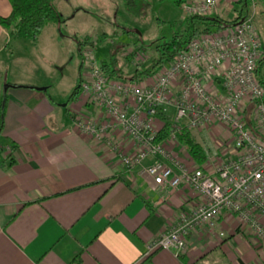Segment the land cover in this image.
Returning <instances> with one entry per match:
<instances>
[{
	"label": "crops",
	"instance_id": "obj_1",
	"mask_svg": "<svg viewBox=\"0 0 264 264\" xmlns=\"http://www.w3.org/2000/svg\"><path fill=\"white\" fill-rule=\"evenodd\" d=\"M57 1L58 12L62 2L69 14L77 12L71 10L75 1L59 0L60 6ZM9 11L8 0H0V15ZM55 24L45 23L34 41L11 38L0 25V264H138L147 242L192 199L185 187L157 191L138 165L125 172L106 143L79 132L74 117L95 111L86 97H55L48 76L21 77L27 65L15 49L38 47L43 35V52L59 49ZM38 58L32 66L39 63L45 72L62 62L49 53ZM13 70L17 74L11 77ZM196 130L204 164L235 155L231 147L229 155L213 156L230 142L224 125ZM122 141L131 153L134 146ZM217 230L225 235L195 228L186 236L182 260L159 248L149 264H264V244L231 214L220 215Z\"/></svg>",
	"mask_w": 264,
	"mask_h": 264
},
{
	"label": "built area",
	"instance_id": "obj_2",
	"mask_svg": "<svg viewBox=\"0 0 264 264\" xmlns=\"http://www.w3.org/2000/svg\"><path fill=\"white\" fill-rule=\"evenodd\" d=\"M175 1L182 19L193 13L216 15L219 8L240 0ZM249 1L253 6L254 0ZM260 54L249 11L236 22L191 37L155 72L136 79L106 77L90 47L83 49L87 71L79 80L78 94L95 111L76 115V129L106 143L125 172L138 165L157 191L185 187L192 199L173 223L147 242L144 254L159 248L175 256L183 253L187 234L198 227L224 236L217 230L224 212L264 244V87L256 78ZM249 103L251 126L244 118ZM158 113L170 122L162 137L158 135L163 121L155 119ZM209 124L226 127L235 155L198 166L175 134L182 126L191 130ZM125 138L134 146L131 153L122 148ZM148 157L152 161L143 164Z\"/></svg>",
	"mask_w": 264,
	"mask_h": 264
},
{
	"label": "rangeland",
	"instance_id": "obj_3",
	"mask_svg": "<svg viewBox=\"0 0 264 264\" xmlns=\"http://www.w3.org/2000/svg\"><path fill=\"white\" fill-rule=\"evenodd\" d=\"M75 1L76 5L72 6L71 13L66 11L64 2L61 3L59 14L61 21L53 26L58 28L56 38L60 44L59 49L48 51V48H43L46 36H41L38 47L25 45L16 48L14 53L21 56V63H26V72L21 73V77L26 79H40L42 76L49 77L50 89L55 97H64L73 87L78 76L87 71L84 64L82 65V56L78 54V41L84 37L99 38L100 34H105V38H100L93 41L89 46L95 61L98 63L102 58H107L110 49H117V57L119 66L131 71L135 65L152 55L151 47L146 50H137V57L134 55L132 60L129 59L128 52L135 48L136 45L146 43L150 39L165 35L168 36L174 29H178L181 23V9L173 0H138L131 9L124 6L123 0H69ZM60 1H57V4ZM60 6V3H59ZM234 8L237 4L233 3L227 6L224 10L219 8L216 15L228 19L233 17ZM249 12H252V20L254 22L256 32L260 41V50H264V0H254L253 6L249 5ZM52 25V24H51ZM24 39V38H23ZM29 40V39H28ZM52 43V42H51ZM49 43V45L51 44ZM10 48L13 49L14 43H10ZM87 46H83V49ZM51 50V49H50ZM47 57L49 53L54 58L62 61L55 69L44 71L43 66H32L35 59H39V55ZM131 58V57H130ZM64 61V62H63ZM11 70V69H10ZM17 74L14 70L11 72V77ZM6 76L10 77L6 74ZM57 78V82H56ZM81 79V77H80ZM79 96L81 94H78ZM171 112L167 108L165 113L168 117ZM251 112V109H250ZM164 113V114H165ZM164 116L158 113V120H162ZM251 116V115H250ZM165 118V117H164ZM191 134L196 140H201L198 131L191 129ZM232 147L230 141L227 148L221 146L214 155L211 150H206L208 155L221 157L227 156L229 148ZM182 148V146H181ZM175 149V148H174ZM173 149V150H174ZM183 149V148H182Z\"/></svg>",
	"mask_w": 264,
	"mask_h": 264
},
{
	"label": "trees",
	"instance_id": "obj_4",
	"mask_svg": "<svg viewBox=\"0 0 264 264\" xmlns=\"http://www.w3.org/2000/svg\"><path fill=\"white\" fill-rule=\"evenodd\" d=\"M53 1L54 0H8L10 11L6 15H0V25L7 31L11 38L19 37L34 41L45 23H59L61 21V15L57 11ZM135 1L138 0H123L125 8L131 9ZM173 1L177 4L175 0ZM235 4H237V8L233 9L234 15L231 18L225 19L218 15L188 14L181 19L178 29H174L170 35L156 36L146 43L136 45L135 48L128 52L130 60H132L134 55L136 56L138 54V49L143 51L151 47L153 53L144 60V63L141 62L137 65V62H134L135 65L132 67L131 71H127L119 66L117 49H113V46L108 53V57L102 58L98 62V66L106 77L111 78L136 79L143 75L153 73L162 64L169 61L191 37L204 31L220 29L228 24L236 22L239 18L247 14V9L250 5L249 0H240L235 2ZM100 38H105V34H100L99 38L84 37V39L79 40L78 54L81 55L83 46H91L93 41ZM256 78L264 87V50L261 51L256 63ZM79 80L80 76H78L75 84L70 89L67 100H72L78 95ZM248 106L247 110H245L246 107L244 109V118L246 124L251 126L249 114L252 103H249ZM162 121L159 137L166 135L170 129V122L164 117ZM175 135L183 150L196 165L201 166L205 163V150L202 144L193 137L190 129L182 126ZM11 145L12 144L9 143L8 147L10 148ZM151 252L143 256L138 264H149ZM182 256V253L176 255V257L181 260Z\"/></svg>",
	"mask_w": 264,
	"mask_h": 264
}]
</instances>
